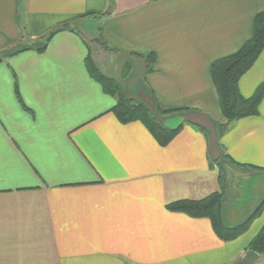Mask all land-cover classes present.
Returning <instances> with one entry per match:
<instances>
[{
  "label": "crops",
  "instance_id": "crops-1",
  "mask_svg": "<svg viewBox=\"0 0 264 264\" xmlns=\"http://www.w3.org/2000/svg\"><path fill=\"white\" fill-rule=\"evenodd\" d=\"M263 9L264 0H0V53L63 23L74 29L55 33L43 52L29 49L0 61V264H232L242 258L264 224V208L226 242L208 218L167 205L220 190L210 157L225 153L261 168L229 177L225 219L238 225L254 211L264 198V97L257 115L222 134L224 152L179 113L165 124L182 129L162 146L140 121L116 117V98L85 60L91 51L107 74L112 59L126 56L128 76L140 74L136 84L150 88L162 107L197 108L189 118L214 132V118L223 115L211 65L243 45ZM22 17L29 40H22ZM151 52L155 69L146 71V60L132 53ZM262 82L264 50L240 79L241 93L251 96ZM251 176L257 187L251 195L247 186L249 199L260 201L239 209L229 195L232 177L241 183ZM256 264H264V255Z\"/></svg>",
  "mask_w": 264,
  "mask_h": 264
},
{
  "label": "trees",
  "instance_id": "trees-1",
  "mask_svg": "<svg viewBox=\"0 0 264 264\" xmlns=\"http://www.w3.org/2000/svg\"><path fill=\"white\" fill-rule=\"evenodd\" d=\"M23 36L22 40H29L26 25L22 17ZM61 30H74L70 23H63L51 32L33 40L30 43H19L0 53V61L3 58L35 49L39 52L46 50L51 38ZM107 50H112L106 43H103ZM264 50V9L259 11L253 20L252 35L243 45L233 53L215 59L211 65L210 73L212 81L219 96L223 121L216 122L214 132L208 127L193 121L190 115L196 113L197 108H175L167 109L157 101L153 91L145 84L140 88H127L122 81L103 72L93 59L91 51L86 58V65L90 75L102 85L104 91L116 98V103L111 111L122 123L140 121L143 123L156 140L162 146L168 145L182 129L183 124L177 127H169L165 124L166 117L175 114H182L186 122L202 129L207 135L210 147L214 146L218 151L224 152L225 147L221 143V136L230 125L244 117L254 116L259 113V106L264 97V82H262L251 96H244L240 90V79L248 72ZM136 57L146 60V71L155 69V52L147 55L132 53ZM131 63H125V75L131 72ZM124 75V76H125ZM144 82H142L143 84ZM140 85V86H139ZM16 94L22 102L20 92L16 86ZM141 95L144 98L140 97ZM216 165L219 170L220 190L215 191L201 199H181L171 202L167 208L171 211L182 212L194 218H208L215 233L223 241H232L242 235L250 223L264 208V198L256 206L254 211L238 225H230L225 219V208L227 206V187L230 183V176L238 177L236 173H245V170H259L258 166L239 163L228 154L222 153L217 158L210 157V166ZM248 250H254L264 255V224L258 234L248 245Z\"/></svg>",
  "mask_w": 264,
  "mask_h": 264
},
{
  "label": "rangeland",
  "instance_id": "rangeland-1",
  "mask_svg": "<svg viewBox=\"0 0 264 264\" xmlns=\"http://www.w3.org/2000/svg\"><path fill=\"white\" fill-rule=\"evenodd\" d=\"M125 55L129 56L128 54H125ZM125 61H127V57L126 56L120 55L118 57V55H117L115 57V59H112V61L108 65V67L104 68V69L107 71L108 75L113 76V77L117 78L118 80L122 81L123 84L127 86V88L128 87L129 88H133V89L139 88L136 83H137V81L139 79H141V77L139 76L140 74L138 75L136 72H133L131 74V76H128V74L125 75V72H124L126 70L125 69V63H124ZM123 66H124V68L122 69ZM141 72H142V70L140 71V73ZM121 76L123 78H121ZM126 76H128V78H126ZM125 78H126V80H125ZM175 116H180V115L179 114L170 115V116L166 117V120L167 119L168 120L169 119H173ZM214 120H215V122H219L215 118H214ZM253 179H254L253 176L246 177V178L243 179L244 180L243 182L239 183L238 179L232 177L231 186H230V190H229V195L232 198L233 197H235V198L237 197L238 198L239 202L241 203L240 206H238L239 209L240 208L245 209L246 205H248L247 208L254 207V206H256L258 204L257 202L260 201V199H257V197H255V196H254L255 199L252 198V199L255 200L253 203H252L251 199H249V194H248L249 192L247 191V186H249V187L252 186L253 187V192H252L251 195H253V194L255 195L256 194V189H254V187H257V183H254ZM261 185H264V182ZM248 199H249V201L246 202ZM238 208L236 207L235 210H237Z\"/></svg>",
  "mask_w": 264,
  "mask_h": 264
},
{
  "label": "water",
  "instance_id": "water-1",
  "mask_svg": "<svg viewBox=\"0 0 264 264\" xmlns=\"http://www.w3.org/2000/svg\"><path fill=\"white\" fill-rule=\"evenodd\" d=\"M259 258L260 254L258 252L254 250H247L242 258L232 264H256Z\"/></svg>",
  "mask_w": 264,
  "mask_h": 264
}]
</instances>
